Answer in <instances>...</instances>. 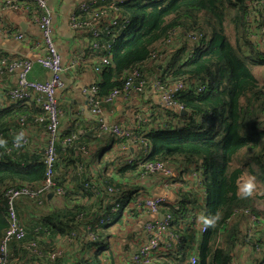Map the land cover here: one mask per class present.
Segmentation results:
<instances>
[{"label": "trees", "instance_id": "trees-1", "mask_svg": "<svg viewBox=\"0 0 264 264\" xmlns=\"http://www.w3.org/2000/svg\"><path fill=\"white\" fill-rule=\"evenodd\" d=\"M119 11L128 15L130 22L111 47L110 65L98 73L102 82L100 87L95 85L101 97L119 89L126 73L135 67L142 68L151 51L170 34H173V43L175 30H179L187 41L188 34H202V41L194 47L190 57H187L188 45L183 44L165 63L163 75L156 77L164 87L178 80L185 82L184 90L178 92L174 99L186 114L168 109L169 120L164 128L145 134L149 153L137 156L147 161L172 163L180 170H176L180 175L192 171L200 174L204 190L202 199L196 190L180 189L177 204H165L161 209L162 214L172 216L170 226L180 237L169 253V260L173 264H187L189 256L196 251L197 264H231L233 260L241 264L244 249L251 248L253 252L256 247H264L263 232L259 238L256 228L246 231L242 228V216L237 217L246 215V212L257 221L264 220V82L254 73L257 67H264V53L256 51L246 37L249 17L252 16L256 22L255 17L260 16L262 21L257 25L264 24V0H133L120 5ZM154 65L155 62L146 64L142 68L143 74L146 68ZM29 114L38 115L41 110L20 102L0 107V134L5 144L10 142L6 132L16 128V121ZM173 120L178 121L177 124L173 125ZM71 132L62 135L60 140ZM93 136L101 138L95 137V133ZM84 139L85 136H80L77 142L66 147L60 142L56 144V183L65 191L64 201L74 195L76 201H71L74 203L70 206L43 213L36 224L50 226L48 236L34 237L31 233L26 236V241L35 240L40 248L38 237L46 239L41 243L46 252L59 245L72 246L74 243L68 244L72 230L70 223L76 215L92 208L79 203L80 199L90 201L92 195L82 186L89 179L87 169L77 176L74 167L80 157L76 146L90 148ZM21 150L12 160L0 147V235L8 225L4 188L22 184L33 186L44 179L46 171L41 159ZM60 166L70 167V182L74 188L64 186L63 177L59 182ZM116 171L137 174L136 166L130 164H119ZM245 178L250 186L240 192L239 184ZM110 183L122 187L119 182ZM124 207L112 215L109 223L98 225L97 219L92 218V231L97 234V239L88 241V250L94 249L100 254L107 249L105 243L99 242V230L117 221ZM193 212H200L205 217L206 230L203 233L190 227L192 223L188 218ZM194 231L201 235L195 247L188 241ZM10 250L23 260L20 243H11ZM96 256L91 257L94 259L92 264H102L104 261ZM249 257L252 260L250 254ZM61 259H56L54 264ZM22 263L40 264L33 260ZM261 263L264 264V255ZM72 264L91 263L80 258Z\"/></svg>", "mask_w": 264, "mask_h": 264}, {"label": "built area", "instance_id": "built-area-1", "mask_svg": "<svg viewBox=\"0 0 264 264\" xmlns=\"http://www.w3.org/2000/svg\"><path fill=\"white\" fill-rule=\"evenodd\" d=\"M26 1L32 2L37 7V15L34 22L41 32L40 41H30L22 32L0 26V37H11L14 40L25 42L32 49L43 46L42 54L34 61L22 59L14 56H8L0 48V76L4 80L15 76L16 83L8 86L0 93V102L4 105L12 103H23L25 105H34L41 110V114L34 115V121L43 125L47 141L41 153L40 159L44 164L46 171L44 179L33 185L22 184L19 186H7L3 190L5 200V209L7 213V228L0 235V264H23L24 260H39L49 264H54L56 259L63 256V248L55 247L52 251L46 252L38 246L35 240L26 241V236L31 233L34 237L38 235L48 236L50 226L41 223L36 224L31 229H27L21 224L17 212L16 202L21 199L31 201L36 207H41L47 201L48 196L64 198L65 191L58 186L55 180L56 173L54 166L57 159L56 144L60 142L61 146L66 147L74 144L80 139L77 132L60 140V117L62 111L59 102L55 97V90L63 86L61 73L65 70H73L77 65L75 61L69 60L67 66H63L60 56L57 52L54 42V28L51 22L52 11L48 8L44 0H1L0 10L19 11L22 4ZM133 0H73L74 9L67 17L69 28L76 34H82L88 37L86 47V61L90 64L92 71L100 73L104 67L111 63V47L118 37L122 35L128 25V15L121 14L119 6ZM249 23L256 24V19L248 20ZM260 23V22H259ZM261 30H264V24ZM258 25V26H260ZM173 34L167 39L160 42L149 55V62L162 60L164 57L161 47H169L172 44ZM191 44L187 52L190 57L194 47L202 41L200 33H191L187 35ZM34 64L39 65L42 69L50 73V77L45 82L31 80L29 74ZM142 65V68L146 66ZM142 68L135 67L126 73L124 82L119 89L110 91L106 96L101 97L95 84L85 86L82 92L86 96V109L95 119L94 133L95 137L102 135L111 136L116 143L125 147L123 151L129 152L130 148H136L139 155L148 151V143L145 140V133H133L127 127L118 123H107L102 118V106L112 104L117 98L124 101L133 96L143 93L148 85H151L160 95V104L163 109H171L180 113L183 107L175 101V95L185 88L183 80L176 81L171 88L164 87L156 78L148 80L143 74ZM135 121L140 126L146 121L143 114H136ZM26 121L23 117L18 119L17 127L9 129L6 132L10 139L9 145L5 144L3 136L0 134V147L2 152L12 160L19 155V150L29 146V139L26 135ZM76 146L79 158L75 161L76 175L81 176L86 169V163L82 157L90 154V151L82 146ZM118 164L136 166V176L142 179L148 175L158 176L161 179V185L165 189H184L178 172L168 162L147 161L143 157H138L132 153L124 155ZM23 164V162H21ZM190 174V172H189ZM193 179V190L204 196V190L200 184L199 173L192 171L190 174ZM178 178V179H177ZM177 179V180H176ZM187 177L183 178L186 180ZM83 188L88 190L95 198L96 203L87 212L80 213L74 217L70 223L71 233L68 238V244L75 243L77 236H84L83 239L95 241L97 234L92 231L91 221L95 217L98 225L109 223L114 213L122 211L121 206L126 212H134L138 216H153L143 224V230L146 234V240L137 244L136 250L131 254L128 264H173L169 260V253L173 251L175 245L179 242L180 237L170 226L173 219L168 213L162 214L161 209L166 204L163 196H136L132 199L125 198V189L110 183L102 186L92 178L86 179ZM122 186V185H121ZM98 189H100L98 191ZM197 193V194H198ZM66 206V204H64ZM123 210V212H124ZM246 215H250L244 212ZM160 215L162 217L160 218ZM159 217V218H158ZM250 218L256 220L252 215ZM189 222L192 229L203 233L206 230L205 217L200 212H193L189 215ZM228 224V221H226ZM97 225H93L96 227ZM260 227L264 235V220L260 221ZM11 243H20L22 259L14 256L10 250ZM256 251L259 248L256 247ZM264 255V252H263ZM198 257L193 253L189 256L187 264H197ZM104 264H109L108 262ZM231 264H238L233 260Z\"/></svg>", "mask_w": 264, "mask_h": 264}, {"label": "crops", "instance_id": "crops-1", "mask_svg": "<svg viewBox=\"0 0 264 264\" xmlns=\"http://www.w3.org/2000/svg\"><path fill=\"white\" fill-rule=\"evenodd\" d=\"M48 8L52 11L51 22L54 28V42L57 52L60 56L61 63L65 67L69 64V60L76 62L73 70H65L61 73V80L63 86L55 90V97L59 102L62 115L60 117L59 135H68L71 131L77 132L80 136H85L86 145L90 148V154L82 157L86 163L87 175L89 178L99 182L102 186L116 181L125 189L127 198L132 199L138 195L140 196H163L166 200V204L176 205L178 200V192L180 189H165L161 185V179L158 176L148 175L142 179L136 178L135 172L124 171L117 172L116 168L119 165L118 161L129 153L138 155L136 148H130L129 152L123 151L121 148L125 147L119 145L109 135H102L101 138H94V127L96 119L86 109V96L82 92L85 86L90 84L99 85L102 82L101 75L92 71L88 61H86V47L88 44V37L85 35L76 34L73 32L67 23V17L74 9L73 0H44ZM1 2V0H0ZM37 15V7L34 3L26 1L22 4L19 11L0 10V26L9 28L13 31L22 32L30 41H40L42 39L41 32L38 30L34 17ZM183 44L188 48L191 46L181 34L179 30L174 31V42L169 47H161L160 51H163L164 57L160 61H156L154 66L148 67L145 70V77L148 80H153L156 77L163 75L162 69H164L165 63L180 50ZM0 48L8 56H14L22 59L36 60L38 56L42 54L43 46L32 49L25 42L14 40L11 37H0ZM50 73L42 69L39 65L34 64L32 71L29 74L31 80L45 82L49 79ZM16 83L15 76L9 77L4 80L0 76V93L8 86ZM169 88L172 87L173 82L169 83ZM6 107L4 103L0 102V107ZM168 109H163L160 104V95L155 89L148 85L142 94L135 95L129 100H122L117 98L112 104L102 106V118L107 123H118L123 127H127L130 132L135 134L144 132H156L162 130L168 118ZM143 114L146 121L140 126L135 121L136 114ZM34 114L22 116L26 121V135L29 139V146L22 149V153L33 155V158L40 160L41 153L47 141L46 133L43 125L34 121ZM178 121L173 120L172 124H177ZM17 123V121H16ZM85 145V144H84ZM85 145V146H86ZM146 152V155L149 153ZM175 170L180 171L174 164L170 163ZM60 177H63L62 184L74 188V184L70 182V167L60 166ZM180 167V165H179ZM182 168V167H181ZM184 190H193V179L189 173H179ZM187 177L186 180L183 178ZM57 177V175H56ZM178 179V178H177ZM176 179V180H177ZM250 186L248 179L242 180L239 184V191L242 192L246 187ZM77 188V187H76ZM198 193V192H196ZM198 196L202 199L204 196ZM90 197V196H89ZM71 201H76V196L68 197L65 201L63 198L48 197L47 201L41 207H36L31 201L27 199H21L16 202L17 216L22 225L26 228H32L36 223L40 221V217L43 213L50 212L54 208H63L72 205ZM81 205H88V207L101 203L90 197V201L86 202L84 199H80ZM124 210L122 214H119L118 220L113 224L106 226L105 229L99 230V240L106 238L109 241L113 228H118L119 234L113 237L111 247L108 253H95L94 249L88 250L90 243L89 240L83 239V235L77 243L72 246L60 245L63 248V256L58 264H72L75 259L86 258L88 262L93 263L92 259L95 255L96 258L103 260L102 264L108 262L110 264L109 253H112L114 264H128V260L131 254L136 250L137 244L146 240V234L143 230V224L147 220H151L153 216L141 215ZM242 216V228L246 227V231L249 228H256L258 231V237L262 234L260 221L253 220L250 215L239 214ZM159 218V217H158ZM235 219V218H234ZM250 226V227H249ZM116 233V232H115ZM250 233V232H249ZM201 235L196 231L191 232L189 236V243L192 246H198ZM260 238V237H259ZM44 238L38 237V242L42 249V242ZM264 240V237H263ZM101 243V241H99ZM47 246V245H46ZM259 251H251V248L244 249V254L241 257V264H262L261 259L263 257V246L258 247ZM89 251V252H88ZM198 252V250H197ZM95 253V254H94ZM193 254V253H192ZM194 254L197 256L196 251ZM248 254V255H247ZM251 255L252 260L249 258ZM117 257V259L115 258ZM92 257V258H91ZM198 257V256H197ZM244 258L246 260H244ZM92 259V260H91ZM199 259V258H198ZM260 262H256V260ZM60 260V258H59ZM100 260V261H101ZM40 264H49L45 261H34Z\"/></svg>", "mask_w": 264, "mask_h": 264}, {"label": "rangeland", "instance_id": "rangeland-1", "mask_svg": "<svg viewBox=\"0 0 264 264\" xmlns=\"http://www.w3.org/2000/svg\"><path fill=\"white\" fill-rule=\"evenodd\" d=\"M253 17L251 16L250 20ZM256 19L260 21H262V19L260 18V16H256ZM263 27V25H256V24H252L250 25L249 23V27L246 28V37L248 39V41L253 45L254 49L260 53H264V30H261V28ZM254 73L257 74V78L261 81L264 82V77H262L260 74L264 75V67H257L256 69H254ZM193 168H195L193 165H190ZM192 172H190L191 174ZM246 229V227H245ZM116 232V233H115ZM119 234V230L118 228H113V231L109 237V241L106 238H101V244L105 243L107 249L105 251H103V253H108L111 247V243L113 241V237L115 235ZM57 247H61L60 245ZM115 258L117 259V257L115 256Z\"/></svg>", "mask_w": 264, "mask_h": 264}, {"label": "water", "instance_id": "water-1", "mask_svg": "<svg viewBox=\"0 0 264 264\" xmlns=\"http://www.w3.org/2000/svg\"><path fill=\"white\" fill-rule=\"evenodd\" d=\"M181 115H185L186 114V111L185 110H182L180 112ZM48 197H51V195H49ZM162 217V215H160V218ZM109 256H110V264H114V260H113V256H112V253L110 252L109 253Z\"/></svg>", "mask_w": 264, "mask_h": 264}]
</instances>
